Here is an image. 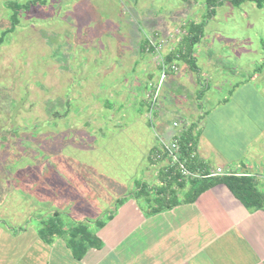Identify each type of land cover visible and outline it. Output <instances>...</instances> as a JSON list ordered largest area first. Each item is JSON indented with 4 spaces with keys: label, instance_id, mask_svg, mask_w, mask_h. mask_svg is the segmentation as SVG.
Returning <instances> with one entry per match:
<instances>
[{
    "label": "rangeland",
    "instance_id": "374dc122",
    "mask_svg": "<svg viewBox=\"0 0 264 264\" xmlns=\"http://www.w3.org/2000/svg\"><path fill=\"white\" fill-rule=\"evenodd\" d=\"M29 1L0 0V36L11 27L8 3ZM37 1L0 44V219L10 226L38 230L56 212L65 224L93 222L145 179L159 114L173 128L191 110L192 92H171L188 65L166 59L190 23H205L194 53L208 98L240 83L264 93V8L255 4L225 1L210 16L205 0ZM164 64L180 77L160 85Z\"/></svg>",
    "mask_w": 264,
    "mask_h": 264
},
{
    "label": "crops",
    "instance_id": "0c3cea01",
    "mask_svg": "<svg viewBox=\"0 0 264 264\" xmlns=\"http://www.w3.org/2000/svg\"><path fill=\"white\" fill-rule=\"evenodd\" d=\"M193 57L196 60L195 53ZM196 67L193 71L187 66L185 77H180L178 70L168 78L180 77V83H173L174 95L182 92L188 98L192 92L194 99L188 100L191 110L183 112L186 117L180 119L178 129L166 125L163 114H159L162 124L157 136L171 140L188 135L197 162L207 170L221 168L235 176L252 177L264 195V93L249 83H240L227 91L228 97L212 100L197 61ZM152 69L146 72V79ZM190 77L193 86L187 82ZM158 148L155 135L154 142L147 145L148 166L140 182L150 189L161 186L159 176L165 162L155 163L150 158ZM140 183L135 182L129 192L113 199V209L105 217L85 221L91 224L100 246L89 247L81 260L74 258L67 236H54L50 242L41 238L42 220L38 219L40 227L36 230L10 226L0 219V264H264V206L247 209L220 183L194 202L166 208L167 196L136 198ZM190 186L189 182L177 190L184 192L179 201L185 200ZM99 220L103 224L95 225Z\"/></svg>",
    "mask_w": 264,
    "mask_h": 264
},
{
    "label": "trees",
    "instance_id": "16d2710c",
    "mask_svg": "<svg viewBox=\"0 0 264 264\" xmlns=\"http://www.w3.org/2000/svg\"><path fill=\"white\" fill-rule=\"evenodd\" d=\"M225 1H228L232 6L235 7H240L246 3H252L255 4L259 9L264 8V0H205V5L209 12L208 14L210 16H213L215 14V9L219 6H222ZM37 3V0H31L26 4H19L17 2L8 3V8L12 11L11 27L8 31L2 33V35L0 36V44L8 34L14 32L16 26L19 24L18 14L22 10L29 11L31 6L36 5ZM204 27L205 23H190L189 26L185 28L187 30L186 36L183 38L178 47L166 57L167 61H184L191 70L196 71V60L193 57V53L195 46L199 44L201 39L203 38ZM142 49L145 52H149L150 50L154 51L155 48L151 47L149 41H145L144 47L142 46ZM189 142L192 141L188 137V135H183L180 137L181 146L184 148V151L186 153L192 151L191 149L187 150V144H189ZM197 167H201L202 169L207 170V167L197 162V160H194L193 164L190 165V168L193 169ZM159 177L161 181L160 187L156 189H150L147 185L140 183L138 184V190L135 193V197L139 199L143 196L151 195L155 192L157 193V197L166 198L167 194L171 192V194L173 195L172 198H168L164 204L166 208H170L172 207V205H177L181 202H194L200 194L214 187L215 185L222 183L230 189V191L236 196V198H238L242 202V204L247 209L257 210L264 206V195L260 193L257 188L256 180L252 177L228 176L202 180H192L190 181V193L185 195L184 201H179L177 197L178 191L175 189L172 190L176 180L168 179L167 174L165 173V168L160 172ZM187 183L188 182L186 181L178 183V188L183 189L187 185ZM41 224V238L46 242H50V239L54 236H67V245L72 250V254L77 260H81L82 256L85 254L86 250L89 247L100 246V241L94 235L90 223L70 222L69 224H65L62 214L60 212H56L55 214H53V216L49 215L46 219H43ZM102 224L103 222L100 220L95 222V225L97 226Z\"/></svg>",
    "mask_w": 264,
    "mask_h": 264
},
{
    "label": "built area",
    "instance_id": "2783aa9c",
    "mask_svg": "<svg viewBox=\"0 0 264 264\" xmlns=\"http://www.w3.org/2000/svg\"><path fill=\"white\" fill-rule=\"evenodd\" d=\"M154 48L153 43H150ZM169 67V68H168ZM178 72V68L175 65L166 66L165 64L162 66V73L160 77V85L165 82L168 74ZM159 86L157 87L155 92H151L148 95L149 102L152 104L151 111L153 108V104L157 101ZM181 124L174 123L173 127L178 129ZM158 137L159 148L152 154V161L155 163L165 162L164 168L165 173L167 174L168 179L176 180L175 184L181 183L183 181L190 182L192 180H202V179H210L216 177H228L235 176L231 172L224 171L221 168H218L214 171L204 170L201 167L190 168V165L193 164L194 160H196L195 152L193 149V142H189L187 144V150L191 149L190 152H185L184 148L181 146L180 137H173L171 140H165L163 137Z\"/></svg>",
    "mask_w": 264,
    "mask_h": 264
}]
</instances>
